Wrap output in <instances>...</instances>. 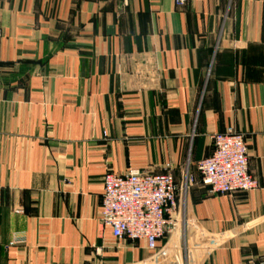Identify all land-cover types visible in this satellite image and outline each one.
<instances>
[{
	"label": "crops",
	"instance_id": "obj_1",
	"mask_svg": "<svg viewBox=\"0 0 264 264\" xmlns=\"http://www.w3.org/2000/svg\"><path fill=\"white\" fill-rule=\"evenodd\" d=\"M177 1L0 0V264H264V0ZM230 129L259 188L211 196ZM167 166L176 231L116 240L104 177Z\"/></svg>",
	"mask_w": 264,
	"mask_h": 264
},
{
	"label": "built area",
	"instance_id": "obj_2",
	"mask_svg": "<svg viewBox=\"0 0 264 264\" xmlns=\"http://www.w3.org/2000/svg\"><path fill=\"white\" fill-rule=\"evenodd\" d=\"M185 3V0L177 1L179 6ZM212 143V154L197 164L202 185L209 194L229 196L258 190L259 184L249 170L245 135L230 129L214 135ZM103 185L101 224L112 231L116 240L142 241L147 250L156 252L159 242L176 231L180 223L179 200L193 180L187 178L184 186L177 185L172 169L167 166V171L160 175L109 173Z\"/></svg>",
	"mask_w": 264,
	"mask_h": 264
}]
</instances>
